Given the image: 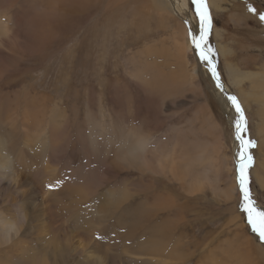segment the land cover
<instances>
[{
	"label": "rangeland",
	"instance_id": "obj_1",
	"mask_svg": "<svg viewBox=\"0 0 264 264\" xmlns=\"http://www.w3.org/2000/svg\"><path fill=\"white\" fill-rule=\"evenodd\" d=\"M174 1L179 14L150 0H0V264H264L241 208L240 147L215 93L244 109V135L256 141L249 188L264 210V110L242 94L252 83L235 86L230 72L264 69V0H207L224 91L192 44L195 5Z\"/></svg>",
	"mask_w": 264,
	"mask_h": 264
},
{
	"label": "bare ground",
	"instance_id": "obj_2",
	"mask_svg": "<svg viewBox=\"0 0 264 264\" xmlns=\"http://www.w3.org/2000/svg\"><path fill=\"white\" fill-rule=\"evenodd\" d=\"M60 1V0H59ZM61 1H63V0H61ZM74 1H76V0H74ZM88 2H89V4L91 5L92 4V2L93 1H96V0H87ZM114 1H120V2H123L124 0H114ZM130 1V0H129ZM142 1V0H141ZM150 1H152L153 2V8L154 9H156V10H158V11H165V10H167L168 8H170V10L173 12H175L176 14H179L180 12H181V9H180V7L178 6V4H177V2L176 1H174V0H167V2H168V4H166V3H164L162 0H150ZM210 1V3H212L217 9H219V8H221V6H220V4H221V2H219V1H221V0H209ZM70 2V1H69ZM148 2V1H147ZM56 3H57V1H56ZM61 3V2H60ZM115 3V2H114ZM146 3V2H145ZM88 4V3H87ZM144 4V3H143ZM147 4V3H146ZM149 4V3H148ZM84 5V4H83ZM116 5H118V4H116ZM73 6V5H72ZM125 6V5H124ZM61 7V6H60ZM74 8H76V7H74ZM213 8V7H212ZM58 9L59 8H57V7H54L52 10H51V13H52V15H57V13H58ZM80 10V9H79ZM78 10V11H79ZM189 10V9H188ZM73 11H74V9H73ZM161 14H164V13H161ZM39 15V14H38ZM76 15V14H75ZM175 15V14H174ZM15 17V16H14ZM42 17V16H41ZM190 17V16H189ZM178 18V17H177ZM18 19V18H17ZM39 19V18H38ZM19 20V19H18ZM31 20V19H30ZM50 20V19H49ZM1 21V20H0ZM10 21V20H9ZM9 21H8V23L6 22V20L4 21L3 20V23L5 22V24H3V27H6V25L8 26L9 24H11L12 22H10L9 23ZM37 22V21H36ZM40 22V21H39ZM50 22V21H49ZM57 22V21H56ZM58 22H60V21H58ZM7 23V24H6ZM20 23V22H19ZM21 23H23V22H21ZM20 23V24H21ZM28 23V22H27ZM32 23H33V21H32ZM16 24L19 26V24H18V22H16ZM5 25V26H4ZM12 25V24H11ZM22 25V24H21ZM21 25H20V27H21ZM31 25V24H30ZM44 25H46V23L44 24ZM15 26V25H14ZM28 26H29V24H28ZM27 26V27H28ZM9 28H10V26H8ZM7 28V27H6ZM15 28V27H14ZM19 28V27H18ZM17 28V29H18ZM199 28L200 27H195V30H196V32L197 33H199ZM11 29V28H10ZM19 29H21L20 31H22V28H19ZM18 29V30H19ZM26 29V28H25ZM25 29H24V32H25ZM6 30H8V28L6 29ZM18 30H17V32H18ZM37 30H38V28H37ZM0 31H1V29H0ZM19 31V32H20ZM48 31V30H47ZM39 32V31H38ZM37 32V33H38ZM0 33H3V32H0ZM29 33V32H28ZM34 33V32H33ZM36 33V32H35ZM21 34V33H20ZM19 34V35H20ZM24 34H26V32L24 33ZM32 34V33H31ZM40 34V33H39ZM42 34V33H41ZM43 34H44V32H43ZM42 34V35H43ZM23 35V34H22ZM28 35V34H27ZM34 34H32L31 36H33ZM37 35V34H36ZM35 35V36H36ZM185 36H186V34H184ZM183 35V36H184ZM12 36H14V34H12ZM24 37H25V35H23ZM23 36H21V37H23ZM30 36V35H29ZM34 36V37H35ZM38 36V35H37ZM39 36H41V35H39ZM184 36V37H185ZM16 38L17 37H19V36H15ZM43 38H45L44 36H42ZM217 37H219V33L217 34ZM2 38H4V37H2ZM15 38V39H16ZM36 38V37H35ZM186 38V37H185ZM8 41H10V40H12V39H8V37L6 38ZM5 39V40H6ZM4 40V39H3ZM18 40V39H17ZM35 40V39H34ZM37 40V39H36ZM222 40V39H221ZM31 41V40H30ZM2 42V41H1ZM16 42V41H15ZM32 42L34 43L35 41H33L32 40ZM37 42V41H36ZM47 42V41H46ZM185 42V41H184ZM255 42V41H254ZM261 42V41H260ZM3 43V42H2ZM12 43V42H11ZM10 43V44H11ZM14 43V42H13ZM13 43H12V45H13ZM22 43V42H21ZM20 43V44H21ZM26 42L24 41L23 42V44H25ZM6 44H9V43H7L6 42ZM35 44V43H34ZM43 44V43H42ZM177 44H178V42H177ZM179 44H180V42H179ZM261 44H263V42L261 43ZM260 44V45H261ZM18 45V44H17ZM30 45H32L31 43H30ZM1 46V48L3 47L2 46V44L0 45ZM6 47V46H5ZM10 47V46H9ZM9 47H6V48H8L9 49ZM169 47V46H168ZM259 47V46H258ZM257 47V48H258ZM15 48V47H14ZM17 48V47H16ZM3 50H6V49H4V48H2ZM8 49H7V51H8ZM18 49H19V47H18ZM222 49V48H221ZM229 50V49H228ZM228 50L226 49V47H223V53H224V51H227L226 53L228 54ZM7 51H5V52H7ZM12 51V49L10 50V53H13V52H11ZM14 51V50H13ZM41 51V50H40ZM21 52V51H20ZM189 52H191V47L188 45V44H186V42H185V45H182V46H179L178 47V49H177V54H178V57H179V59H178V62H180V65L182 64L183 66H186L187 67V64H188V59H187V54H189ZM4 53V52H3ZM2 53V54H3ZM226 54V55H227ZM189 57V56H188ZM12 59H13V57H12ZM164 60V59H163ZM262 60V59H261ZM165 63V62H164ZM230 63V62H229ZM234 63V62H233ZM264 63V62H263ZM260 64V63H259ZM262 64V63H261ZM227 65V64H226ZM264 65V64H263ZM262 65V66H263ZM240 67H239V64L238 65H232L231 67H230V72H231V78H232V82H233V84L235 85V86H240V87H242V86H244L243 85V83L244 82H246V81H249V82H251L252 83V88H251V90H250V92L249 93H246V92H242V94L244 95V96H246L247 98H252V99H254V100H256V101H258L259 102V104H261L262 105V107H263V110H264V69H262L261 67L259 68V70L260 69H262L261 71H252V70H249V71H246V72H243V71H241V69H239ZM255 69V68H254ZM172 70H174V69H172ZM255 70H257V69H255ZM135 71V70H134ZM153 71V70H152ZM170 72V71H169ZM168 73V72H167ZM136 74V73H135ZM169 74V73H168ZM155 75H156V73H155ZM230 75V74H229ZM136 77V76H135ZM109 82V81H108ZM157 83V82H156ZM148 84V83H147ZM246 85V84H245ZM172 86V85H171ZM214 87H215V89H216V83H214ZM178 88V87H177ZM217 89H219L218 87H217ZM237 90H238V88H237ZM156 91V90H155ZM215 91V90H214ZM157 92V91H156ZM215 93H216V95H217V99H218V102H219V100H220V102H221V104H222V106L223 107H226L227 109H228V112H227V110L226 109H224L225 110V112H227V114L229 115V124H230V127H231V129L233 130V132H234V139H235V143L236 144H238L239 145V147H240V142L236 139V137H235V131H234V129H235V121H236V119H238L239 117H238V113H236V111H235V109L225 100V98L221 95V93L219 92V91H215ZM244 99V98H243ZM27 100V99H26ZM245 100V99H244ZM249 100V99H248ZM36 101V100H35ZM3 102V101H2ZM246 102V101H245ZM33 103V102H32ZM37 104V103H36ZM48 105V104H47ZM246 105H247V102H246ZM57 110V109H56ZM28 111V110H27ZM50 111V110H49ZM60 111V110H59ZM25 112H26V110H25ZM52 112V111H51ZM65 113V112H64ZM33 114V113H32ZM54 114V113H53ZM61 114V113H60ZM57 115V114H56ZM21 117V116H20ZM57 117V116H56ZM88 117V116H87ZM264 118V117H263ZM51 120V119H50ZM54 120V119H53ZM65 120V119H64ZM27 121V122H26ZM131 121V120H130ZM24 122H26V129H28L29 130V135H30V137L33 139V141L34 142H41V138H40V133H38V125H39V123L37 122V120L33 117V116H31V114H25L24 115V117H23V123ZM53 122V121H52ZM211 124V123H210ZM57 125V124H56ZM55 125V126H56ZM59 125V124H58ZM16 126V125H15ZM53 126V125H52ZM66 126V125H65ZM23 127V128H24ZM61 126H59V128H60ZM65 129H67V128H65ZM147 129V128H146ZM213 129H217V126H215L214 128L212 127V130ZM129 130V129H128ZM133 131V130H132ZM263 131H264V129H263ZM131 132V131H130ZM222 133V132H221ZM45 134V133H44ZM43 134V135H44ZM131 134V133H130ZM51 135V134H50ZM47 136V135H46ZM135 136V135H134ZM55 138V137H54ZM44 139V138H43ZM219 140V139H218ZM55 141V140H54ZM151 141V140H150ZM149 141V142H150ZM45 142V141H44ZM56 142H58V141H56ZM137 142V144H138V146H140V147H138V149L139 148H141V149H143V150H138V151H141L142 153L141 154H143V152H145L146 151V147H147V145H148V140L146 139V137L145 138H141L140 140H138V141H136ZM136 142H134V143H136ZM33 143V142H32ZM133 143V144H134ZM46 146V145H45ZM222 146V145H221ZM49 147V146H48ZM150 147H151V145H150ZM158 147V146H157ZM221 148V147H220ZM135 149V148H134ZM133 149V150H134ZM151 149V148H150ZM175 149V148H174ZM1 150V149H0ZM136 150V149H135ZM45 151V150H44ZM3 152V151H2ZM5 152V151H4ZM46 152V151H45ZM130 152V151H129ZM147 152V151H146ZM240 152V148H239V150H238V153ZM1 153V152H0ZM47 153V152H46ZM139 154H140V152H138ZM158 153V152H157ZM200 153V152H199ZM5 154V153H4ZM145 154V153H144ZM176 154V153H175ZM206 154V153H205ZM220 154V153H219ZM2 155V154H1ZM0 155V156H1ZM45 155V154H44ZM124 155V154H123ZM127 155V154H126ZM168 155V154H167ZM184 155V154H183ZM2 156H4V155H2ZM7 155L5 154V157H6ZM200 156H202V155H200ZM199 156V157H200ZM7 157H9V156H7ZM135 157V156H134ZM147 157V156H146ZM168 157H170V156H168ZM207 157H209V155L207 156ZM144 158V157H143ZM205 158V157H204ZM1 159V158H0ZM5 159V158H4ZM202 159V158H201ZM7 160V159H6ZM133 160V159H132ZM237 160V159H236ZM162 161V160H161ZM164 161V160H163ZM206 161V160H205ZM209 161V163H210V160H208ZM223 161V160H222ZM195 162H197V161H195ZM160 160H158V162H157V165H160ZM174 163V162H173ZM208 163V162H207ZM9 164V163H8ZM36 164V163H35ZM189 164H190V162H189ZM213 164V163H212ZM10 165V164H9ZM120 165V164H119ZM205 165V164H204ZM1 167H6V165H5V163H3V164H1L0 165ZM146 167H148V166H146ZM187 167V166H186ZM189 167V166H188ZM158 170H161L162 168L160 167V166H158ZM178 168V167H177ZM214 168V170H218V169H215V166L213 167ZM172 169H173V171H175L174 170V167H173V165H171V167H170V171H171V173H172ZM187 169V168H186ZM211 169V168H210ZM225 169V168H224ZM179 170V169H178ZM181 170V169H180ZM212 170V169H211ZM221 170H223V169H221ZM181 171H183V170H181ZM181 171H179L181 174H183ZM204 171V170H203ZM205 171H206V169H205ZM229 171V170H228ZM178 172V173H179ZM184 172V171H183ZM52 173V172H51ZM208 173V172H207ZM217 173L218 174H215L216 175V179H219V170L217 171ZM190 174V173H189ZM205 174H206V172H205ZM207 175V174H206ZM177 176H179V174L177 175ZM176 176V177H177ZM182 176V175H181ZM191 176V175H190ZM256 177H258L259 179H260V177H259V175H258V173H257V175H256ZM42 178V177H41ZM193 179V178H192ZM48 180V179H47ZM184 180V179H183ZM201 180V179H200ZM203 180H205V179H203ZM190 182V181H189ZM260 182H261V179H260ZM199 183V182H198ZM202 183V182H201ZM200 183V184H201ZM206 183H208V182H206ZM209 183H211V181L209 182ZM194 184V183H193ZM199 185V184H198ZM194 186V185H193ZM196 186V185H195ZM203 186V185H202ZM194 188V187H193ZM195 189V188H194ZM235 189V186H229L227 189H225L224 191H225V194L224 195H228V193H230V194H232L233 193V190ZM122 190V189H121ZM232 198V196L230 197V199ZM143 207V206H142ZM152 207V206H151ZM141 210V209H140ZM142 210H144V209H142ZM146 210H147V208H146ZM230 210V209H229ZM130 211V210H129ZM148 211V210H147ZM153 211V210H152ZM144 212V211H143ZM150 212V211H149ZM142 213V212H141ZM145 213V212H144ZM12 215V214H11ZM237 215V214H236ZM233 217V216H232ZM146 219V218H145ZM132 220V219H131ZM170 222V221H169ZM131 223V222H130ZM133 223V222H132ZM155 223V222H154ZM145 225V224H144ZM127 226V225H126ZM158 226H160V225H158ZM157 226V227H158ZM164 228V227H163ZM169 228V227H168ZM148 229V228H147ZM151 230V229H150ZM78 231V230H77ZM127 232V231H126ZM150 232V231H149ZM155 232V231H154ZM156 232H158V231H156ZM160 232V231H159ZM147 233V232H146ZM163 234V233H162ZM168 234V233H167ZM165 235V234H164ZM154 236V235H153ZM161 236V235H160ZM159 236V237H160ZM243 237V236H242ZM86 238V237H85ZM153 238H155V237H153ZM161 238V237H160ZM170 238V237H169ZM140 239V238H139ZM148 240V239H147ZM171 240V239H170ZM169 241V240H168ZM167 241V242H168ZM248 242V241H247ZM147 243H149V242H147ZM163 243H165L164 241H163ZM146 244V243H145ZM144 244V245H145ZM153 243H151L150 245H152ZM156 244V243H155ZM251 244H252V242H251ZM254 244H255V242H254ZM260 244V243H259ZM83 245V244H82ZM149 245V244H148ZM147 245V246H148ZM149 245V246H150ZM158 245V244H157ZM246 245H248V244H246ZM146 246V245H145ZM152 247V246H151ZM168 247V246H167ZM143 248V247H142ZM159 248H161V247H159ZM260 250H261V245H260ZM133 249V248H132ZM144 249V251H143V253H145V248H143ZM135 250V249H134ZM148 250V249H147ZM239 250V249H238ZM140 251V252H139ZM139 251H137V253H141V250L139 249ZM230 251V250H229ZM146 252H148V251H146ZM237 252V251H236ZM57 254V253H56ZM142 254V253H141ZM149 254H151V253H148V255ZM136 255H138V254H136ZM144 256H146V255H144ZM232 256V255H231ZM150 257V256H149ZM236 257H238V256H236ZM56 258V257H55ZM239 259V258H238ZM5 261V260H4ZM152 263H155V262H153V261H151Z\"/></svg>",
	"mask_w": 264,
	"mask_h": 264
},
{
	"label": "snow or ice",
	"instance_id": "obj_3",
	"mask_svg": "<svg viewBox=\"0 0 264 264\" xmlns=\"http://www.w3.org/2000/svg\"><path fill=\"white\" fill-rule=\"evenodd\" d=\"M192 3L195 5V11L200 19V34L199 36L192 35V44L199 52L201 59L209 64L212 76L216 80V86L220 88L221 91H224L214 60L209 55V53H213V49L208 45L207 39L211 30L212 21L207 7V0H192ZM249 11L256 14L258 10L255 7H250ZM259 18L264 21V14H260ZM227 99L231 102L232 107L235 109L236 113H238L239 117L235 121V129L236 139L240 142L239 159L237 162V179L243 200L241 208L247 215V222L251 226L252 232L256 233L259 240L264 243V210L256 206V202L252 199L249 188L250 178L248 169L253 166L254 162L250 149L256 147V141L244 135V133L247 132V119L238 98L234 95H228ZM52 187V185H49V188ZM100 238L101 237L97 236V239Z\"/></svg>",
	"mask_w": 264,
	"mask_h": 264
}]
</instances>
